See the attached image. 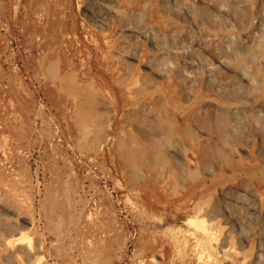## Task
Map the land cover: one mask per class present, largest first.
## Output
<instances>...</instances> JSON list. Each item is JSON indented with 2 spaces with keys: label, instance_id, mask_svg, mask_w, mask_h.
Wrapping results in <instances>:
<instances>
[{
  "label": "rangeland",
  "instance_id": "374dc122",
  "mask_svg": "<svg viewBox=\"0 0 264 264\" xmlns=\"http://www.w3.org/2000/svg\"><path fill=\"white\" fill-rule=\"evenodd\" d=\"M158 5L159 0H80L78 10L76 0H0V264H132L141 253L155 254L151 264L190 263L189 247L181 245L187 194L156 188L179 173V157L169 150L179 127L163 117L149 127L144 98L175 89V104L198 131L210 125L211 102L222 100L218 84L229 86L238 75L221 66L217 86L209 88L198 65L197 77L180 76L176 56L160 58L158 67L169 70L158 74L146 65L155 51L144 38L136 42L132 60L117 56L130 38L124 24H134L137 15L159 22L164 40L167 30L187 25L181 14H160ZM210 19L204 25L219 29ZM252 24L264 35V0H252L228 30L241 34ZM191 34L203 39L192 28ZM233 49L238 51L237 42ZM127 83L141 89L126 96ZM182 84L192 95L186 96ZM137 101L144 103L132 108ZM184 126V139L193 137L196 130ZM243 142L241 152L250 159L247 146L258 148L259 141ZM203 161L221 181L230 179L213 157ZM202 176L206 180L209 173ZM137 188L141 207L128 196ZM215 202L225 221L222 204ZM235 227L228 236L233 242ZM20 234L32 238L33 249L8 243ZM247 243L246 252L253 254V241Z\"/></svg>",
  "mask_w": 264,
  "mask_h": 264
},
{
  "label": "bare ground",
  "instance_id": "6f19581e",
  "mask_svg": "<svg viewBox=\"0 0 264 264\" xmlns=\"http://www.w3.org/2000/svg\"><path fill=\"white\" fill-rule=\"evenodd\" d=\"M76 3L77 9L80 10V0H76ZM204 3L207 5H202ZM250 5L252 6V0H159L160 14L166 12L181 14L187 25L182 26L179 31L167 30L164 40L158 34L161 28L159 22L143 21L137 15L134 24L129 21L124 24L130 38L115 52L121 58L132 60L136 56L134 53L136 42L144 38L155 51V58H152L153 53L146 54V57L152 58L146 65L153 67L158 74L165 75L169 70L166 67H158V60L166 56H176L174 68L180 76L187 80L197 77L195 68L198 65L209 88L217 86L215 78L221 66L230 69L232 75H238V81L229 86L223 87L218 84L222 100L217 98L218 100L211 102L208 119L210 125L208 129L198 127L201 133L196 130L192 120L181 112L178 104H175V89L168 86L157 90L159 92L153 96L144 98V102L148 104H145L143 111L149 127H155V121L159 117H163L176 128L179 127L172 142H169L172 143L169 150L179 157L176 165L179 173L167 181L168 183L157 184L156 188L160 189L162 185L164 186L162 189L167 191L171 186L175 191L187 194L189 205L184 221L187 229L182 233L181 245L189 247L188 254L186 253L190 260L189 264H264V91H260L264 85V68L260 67L264 63V35H259L255 31L256 24H252L241 34L228 30L229 26L243 17L244 11ZM208 6L214 10L211 11ZM209 16L210 20L217 23L219 29L212 30L204 25ZM191 28L202 34L204 43L203 39H196L191 34ZM236 42L238 51L233 49ZM199 46L202 51L198 49ZM205 51L212 58L204 54ZM139 86L138 83H127L126 96L129 92L140 90ZM181 87L186 96L192 95L188 85L182 84ZM128 100L131 99L126 97L124 101ZM144 102L137 101L133 103L132 108H137ZM117 112L118 109L116 114ZM185 118L189 120L186 121ZM186 124L188 130L194 128L196 133L193 137L184 139L179 129L185 130ZM188 132L190 134V131ZM243 138L250 144L259 141L258 148L247 146L250 159H246L241 152V149L246 147ZM199 141L201 145L194 151L195 144ZM189 146L191 149H188ZM209 156L220 165L221 172L227 173L230 177L228 181H221L219 173L215 172L211 165L204 163L203 160ZM168 168L173 169L171 165ZM205 173H209L206 180L202 176ZM181 179L182 182L178 184ZM241 181L246 182L245 185L248 186L240 188L234 184ZM211 189L212 192L215 191L211 193ZM128 196L136 203V207L144 204L138 188ZM217 200L222 204L225 221L222 219V213L215 209ZM91 217L90 215L89 218ZM230 222L238 226L236 242L228 238L235 227ZM2 241L5 242L1 240V243ZM247 241L254 243L253 254H248L245 250L249 243ZM15 242H20L19 245L23 244L29 249L34 247L32 238L27 234H20L16 239L8 241L12 245ZM27 255L31 257L29 253ZM155 257L153 253H141L132 264H151Z\"/></svg>",
  "mask_w": 264,
  "mask_h": 264
}]
</instances>
